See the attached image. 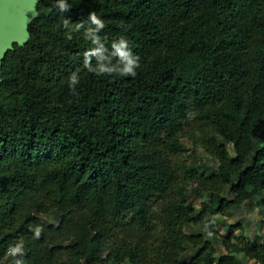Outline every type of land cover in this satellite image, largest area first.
<instances>
[{"label": "trees", "instance_id": "16d2710c", "mask_svg": "<svg viewBox=\"0 0 264 264\" xmlns=\"http://www.w3.org/2000/svg\"><path fill=\"white\" fill-rule=\"evenodd\" d=\"M244 209L263 223L264 0H37L2 62L0 264H264Z\"/></svg>", "mask_w": 264, "mask_h": 264}, {"label": "water", "instance_id": "95a60500", "mask_svg": "<svg viewBox=\"0 0 264 264\" xmlns=\"http://www.w3.org/2000/svg\"><path fill=\"white\" fill-rule=\"evenodd\" d=\"M37 0H7L0 4V81L2 62L13 43L23 44L36 15Z\"/></svg>", "mask_w": 264, "mask_h": 264}, {"label": "rangeland", "instance_id": "374dc122", "mask_svg": "<svg viewBox=\"0 0 264 264\" xmlns=\"http://www.w3.org/2000/svg\"><path fill=\"white\" fill-rule=\"evenodd\" d=\"M4 0H0V4L3 3ZM7 1V0H5ZM231 148V147H230ZM232 150V148H231ZM202 160L203 161H207V162H211L212 158L209 154L203 153L201 154ZM212 165H216L215 162H212ZM191 202L192 203H197L196 205L199 206V202L198 199H195L194 197L191 198ZM237 213H235V216L240 219L242 218L243 221V233L244 234H250L253 235L256 231H258L260 234H264V221L261 224L260 220H261V216L256 212V211H248V209H244L241 213H239L238 215H236ZM234 217V216H233ZM234 219H236L235 217H228V221L229 222H233L235 221ZM241 220V219H240ZM224 228L221 227L220 228V232H224ZM252 262V261H251ZM249 262V263H251Z\"/></svg>", "mask_w": 264, "mask_h": 264}, {"label": "clouds", "instance_id": "9594fccd", "mask_svg": "<svg viewBox=\"0 0 264 264\" xmlns=\"http://www.w3.org/2000/svg\"><path fill=\"white\" fill-rule=\"evenodd\" d=\"M95 18V17H94ZM99 22V21H98ZM123 55V53H122ZM135 64V67L138 66L137 65V60L136 61H133V60H129L128 62V65L125 69V74H131V75H135V71L133 69V65ZM40 235V230L39 229H36V236L38 237ZM21 250V247L20 246H17L15 248H10V254H15L16 252H19Z\"/></svg>", "mask_w": 264, "mask_h": 264}]
</instances>
